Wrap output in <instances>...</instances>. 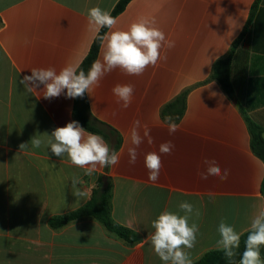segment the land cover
<instances>
[{
    "label": "crops",
    "instance_id": "obj_1",
    "mask_svg": "<svg viewBox=\"0 0 264 264\" xmlns=\"http://www.w3.org/2000/svg\"><path fill=\"white\" fill-rule=\"evenodd\" d=\"M119 1L0 0V264H165L149 239L152 221L165 210L183 215L181 201L201 212L189 220L200 229L195 247L186 250L193 263L217 250L222 219L243 235L264 210V162L252 150L247 122L264 129V0L130 1L112 30H127L140 18L154 20L174 47H163L160 60L142 75L116 69L86 93L93 117L120 135L119 164L86 175L67 154L51 152L52 131L75 121L74 99L65 94L45 99L43 85L40 93H28L19 80L33 68L79 67L97 37L88 28V10L100 7L112 14ZM238 39L231 73L234 101L218 82L207 80ZM102 54L101 46L98 59ZM116 84L134 86L126 109L112 93ZM184 91L185 112L178 131L169 135L162 109ZM135 120L141 136L146 125L154 143L145 138L131 165ZM33 138L41 140L40 147L32 146ZM169 140L175 148L162 156L163 168L153 183L144 156ZM205 158L229 169L227 180H201ZM103 176L113 184L112 216L139 235L137 244H127L94 219L58 230L49 225L52 217L86 204ZM73 177L85 197L73 195Z\"/></svg>",
    "mask_w": 264,
    "mask_h": 264
},
{
    "label": "clouds",
    "instance_id": "obj_2",
    "mask_svg": "<svg viewBox=\"0 0 264 264\" xmlns=\"http://www.w3.org/2000/svg\"><path fill=\"white\" fill-rule=\"evenodd\" d=\"M88 28L96 33L101 41L103 54L101 59L95 60L90 69L85 73L78 70L77 65L66 64L59 71L54 67L33 68L31 75H24L19 80L24 90L28 93L37 92L43 88L45 99L57 98L65 94L66 98H83L94 87H99L105 75L119 69L129 76H140L149 66H155L161 58V49L165 46L174 47L173 41L166 40L165 33L155 26L154 20L140 18L130 24L127 30H112L117 24L108 11L100 7H92L87 14ZM107 28L109 32L99 35L101 29ZM66 90V92H65ZM134 86L132 84H116L112 93L121 103L123 108L130 106ZM37 92V93H40ZM169 135L175 134L179 125L171 115L165 117ZM139 120L133 121L130 131L131 146L128 148L129 164L134 165L139 156L138 148L144 143L145 138L149 145L154 143L150 130L144 126L143 136L139 129ZM48 140L51 152L62 157L67 154L70 162L79 168L85 169L86 175H91L97 168L116 166L120 162V153L111 149L109 144L99 134H94L82 127L79 122L72 121L64 127L55 128ZM33 147H40V139H32ZM22 144L20 147L23 148ZM175 145L172 141L162 142L158 152H148L144 156V164L148 170V180L155 183L159 180L163 168L162 156L171 155ZM205 170L198 173L201 180L209 176L227 180L229 169H221L214 159L203 160ZM72 191L76 197H85L86 193L77 188L80 183L78 177L72 178ZM183 215L178 212L163 211L152 221L154 233L150 236L151 245L156 255L165 264H192L190 254L186 250L195 247L199 234V225L195 222L189 224L194 216H201L199 208L188 201H181L178 205ZM219 239L216 248L224 256L234 262L237 250L240 248L241 233L234 226L227 224L223 219L218 225ZM245 248L239 259V264H264L261 248L264 247V210L260 211L252 220Z\"/></svg>",
    "mask_w": 264,
    "mask_h": 264
},
{
    "label": "trees",
    "instance_id": "obj_3",
    "mask_svg": "<svg viewBox=\"0 0 264 264\" xmlns=\"http://www.w3.org/2000/svg\"><path fill=\"white\" fill-rule=\"evenodd\" d=\"M130 1L132 0H120L111 15L115 18L118 14L124 11ZM257 3L258 2L254 5V8L257 6ZM250 22L251 21L248 22V25ZM248 25L246 26L243 35L247 31ZM107 30V28L101 29L99 35H103L107 32ZM240 39L234 42L232 48L226 56L218 59L214 63L211 75L207 80V82H218L224 92L234 101V89L231 80L232 61L235 49ZM100 47L101 41L97 35L88 55L84 58L78 67V70H83L87 73L92 63L98 59ZM187 94L188 91H184L176 97L174 101L168 103L162 109V118L164 120L166 116L171 115L174 118L175 123L179 122L186 109ZM73 116L75 121L79 122V124L87 131L101 135L110 144L111 149L115 151L119 150L122 143L119 133L109 125L93 117L90 112V106L86 93L83 98L74 99ZM247 122L252 136V150L264 162V129L252 122L250 119H247ZM112 190V181L108 177L103 176L100 183L91 188V195L86 204L67 214L52 217L49 220V225L51 228L58 230L79 220L94 219L98 221L109 233L124 240L127 244H137L140 241L139 235L133 230L117 223L112 216ZM261 191L264 195V180L262 182ZM247 235L248 232L241 236L240 248L237 250V256L234 258V262L229 261L224 256L223 252L217 249L208 251L199 260L193 262L192 264H238L245 248L244 242ZM261 256L264 258V247L261 248Z\"/></svg>",
    "mask_w": 264,
    "mask_h": 264
}]
</instances>
